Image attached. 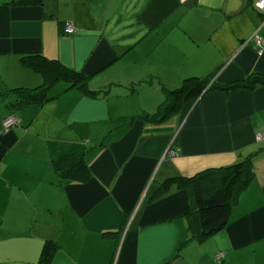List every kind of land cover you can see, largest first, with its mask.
I'll use <instances>...</instances> for the list:
<instances>
[{"label":"crops","instance_id":"obj_1","mask_svg":"<svg viewBox=\"0 0 264 264\" xmlns=\"http://www.w3.org/2000/svg\"><path fill=\"white\" fill-rule=\"evenodd\" d=\"M256 34L264 38V13L252 0H0L1 94L42 84L21 62L36 53L106 91L59 83L50 101L18 109L9 129L0 95V264H42L48 240V264H264V155L230 223L205 241L190 226L191 190L150 199L169 176L229 166L264 146V84L210 89L160 122L142 117L159 111L162 87L187 77L228 85L264 76ZM86 153L87 181L54 169V159Z\"/></svg>","mask_w":264,"mask_h":264},{"label":"trees","instance_id":"obj_2","mask_svg":"<svg viewBox=\"0 0 264 264\" xmlns=\"http://www.w3.org/2000/svg\"><path fill=\"white\" fill-rule=\"evenodd\" d=\"M21 62L40 74L43 82L37 87H16L0 93L4 98L9 99L8 106L12 110L10 114H17L18 109L28 104H42L50 101L53 99L50 91L59 83H66L67 89L80 88L86 94L96 97L106 92L90 89L87 86L89 78L87 74L66 66L56 58H50L41 53L26 54L21 57ZM260 84H264V76L255 75L244 82L228 85L215 84L207 76L187 77L177 88L162 87L166 98L159 111L146 113L142 117L147 121L160 122L174 113L180 111L187 113L192 105L210 89H254ZM19 125L20 123L16 126ZM106 143L107 140H104L102 145ZM87 155L86 153L60 156L53 160L54 169L61 174L64 181H87L91 177ZM261 155H264V146L229 166L209 167L191 176H169L154 186L150 199L162 197L172 187L191 190L195 202L190 216V226L195 233L194 236L199 241H205L230 223L237 195L253 181L256 173V159ZM52 252L53 242L48 240L42 251V264L49 263Z\"/></svg>","mask_w":264,"mask_h":264},{"label":"built area","instance_id":"obj_3","mask_svg":"<svg viewBox=\"0 0 264 264\" xmlns=\"http://www.w3.org/2000/svg\"><path fill=\"white\" fill-rule=\"evenodd\" d=\"M181 1H186V0H181ZM252 4L254 8H256L259 12L264 13V0H252ZM66 30L69 33H75L77 31V28L72 22H67ZM255 40L257 41L260 50H263L264 38L256 34ZM3 123H4V127L6 129H9L18 125L20 123V118L16 113H12L4 119ZM256 139L258 141H262L264 139V134L262 132H257ZM170 154H173V151L170 152ZM223 258H224L223 252H219L218 254H216V261L218 263H221Z\"/></svg>","mask_w":264,"mask_h":264},{"label":"water","instance_id":"obj_4","mask_svg":"<svg viewBox=\"0 0 264 264\" xmlns=\"http://www.w3.org/2000/svg\"><path fill=\"white\" fill-rule=\"evenodd\" d=\"M201 97H202V96H201ZM201 97H200V98H201ZM200 98H199V99H200ZM197 101H198V100H197Z\"/></svg>","mask_w":264,"mask_h":264},{"label":"rangeland","instance_id":"obj_5","mask_svg":"<svg viewBox=\"0 0 264 264\" xmlns=\"http://www.w3.org/2000/svg\"><path fill=\"white\" fill-rule=\"evenodd\" d=\"M166 98V97H165Z\"/></svg>","mask_w":264,"mask_h":264}]
</instances>
